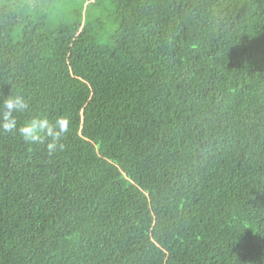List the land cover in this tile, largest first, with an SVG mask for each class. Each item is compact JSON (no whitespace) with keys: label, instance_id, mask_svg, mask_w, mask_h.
Instances as JSON below:
<instances>
[{"label":"trees","instance_id":"16d2710c","mask_svg":"<svg viewBox=\"0 0 264 264\" xmlns=\"http://www.w3.org/2000/svg\"><path fill=\"white\" fill-rule=\"evenodd\" d=\"M0 264H264V0H0Z\"/></svg>","mask_w":264,"mask_h":264},{"label":"clouds","instance_id":"9594fccd","mask_svg":"<svg viewBox=\"0 0 264 264\" xmlns=\"http://www.w3.org/2000/svg\"><path fill=\"white\" fill-rule=\"evenodd\" d=\"M29 101L20 94L4 95L0 103V132L18 134L25 144L45 145L48 155L62 151V142L70 130V120L65 116L50 120L45 115L32 116L23 123L18 121V114L29 110Z\"/></svg>","mask_w":264,"mask_h":264}]
</instances>
